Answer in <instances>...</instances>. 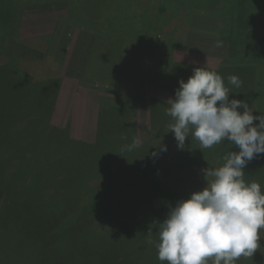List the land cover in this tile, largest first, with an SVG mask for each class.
Returning a JSON list of instances; mask_svg holds the SVG:
<instances>
[{
    "label": "rangeland",
    "instance_id": "obj_1",
    "mask_svg": "<svg viewBox=\"0 0 264 264\" xmlns=\"http://www.w3.org/2000/svg\"><path fill=\"white\" fill-rule=\"evenodd\" d=\"M178 1H181L178 3L180 6L183 2ZM193 1L191 5H199L191 10V17L196 23L205 24L192 26L190 38H182L185 39V49H177L174 58L183 64L210 66L216 70L227 57L228 43L216 36L217 29L212 21L217 16L211 17L199 10L209 9L211 0ZM156 4L157 0L105 3L102 0H0V32L4 36L7 33L11 35L6 47L15 56H28V59L41 63L34 70V76L40 79L28 78L29 74L21 63L13 66L15 74L26 77L24 80L29 82L32 79L36 89L40 88L41 81L55 80L57 75L62 77L61 89L56 91V111L51 124L68 130L69 134H56V140L66 144L58 143L50 147L45 152V159L68 156L62 163L65 168L78 153L70 144L75 141L100 142L97 148L104 150L101 157H106L93 182L83 181L82 184L76 179L66 178L65 183L58 184L59 188L68 192L83 186L85 191L89 185L93 189L92 198L83 202L87 206L81 210L84 215L81 230L79 226L66 229L55 238L54 244L64 264H167V261L158 259V223L166 218L170 207L175 206L177 201L188 199L193 192L202 191L207 186L203 169L220 167L227 153L239 151L228 141L210 149H201L199 142L191 136L186 139L184 148L179 149L174 134L167 127L172 122L166 114L169 106L163 104L153 105L150 109L152 134L156 140L132 135L124 140L128 130L114 126L107 115L106 119H98L99 106L103 112L109 110L103 100L105 94L117 100L122 97L121 93L125 94L136 102L142 100L143 107L148 98L154 97L165 103L175 98L172 93L152 86L144 88V74L141 73L139 78L130 62V49L140 43H143V48L149 47L152 54L159 55L158 50L161 49L165 51L166 38L156 25ZM98 5H105L110 13H124L122 16H128L126 24L120 27L89 18L88 11L99 10ZM147 37L156 42V46L152 44L154 49ZM175 38L177 36L173 40ZM33 64L24 63L25 67L31 68H34ZM258 71L257 103L253 114L264 115V66H259ZM84 79L89 85L85 102L75 97ZM97 81L104 84L97 88L94 85ZM50 98L51 93L48 92L45 105L49 106ZM117 100H111L110 104H118L124 110L131 107ZM143 114H147L145 108ZM134 140L139 142L138 146L128 151L126 146ZM162 145L167 147V151H160ZM122 154L120 163L114 162ZM78 157L80 154L75 158ZM244 172L245 181L259 183L264 192V154L248 162ZM120 173L126 175V179L117 176ZM30 176L35 181L40 179L39 174L31 175L21 170L4 184L0 181V199L14 193L16 187L12 181H24ZM3 206L0 200L2 216ZM39 208L32 209L40 211ZM258 243L260 246L253 256H241L246 264L264 262V229L260 231ZM5 248L6 235L0 228V264H28L19 250L9 256Z\"/></svg>",
    "mask_w": 264,
    "mask_h": 264
},
{
    "label": "trees",
    "instance_id": "obj_2",
    "mask_svg": "<svg viewBox=\"0 0 264 264\" xmlns=\"http://www.w3.org/2000/svg\"><path fill=\"white\" fill-rule=\"evenodd\" d=\"M102 1L105 3L115 0ZM182 2L179 6L181 1L178 0H157L156 25L163 33L164 39L166 38L164 52L161 49L158 50L159 55L152 54L149 47L143 48V43L130 49L132 55L130 62L132 67L136 68L135 73L139 78L141 73L144 74L143 87L147 89L152 86L175 95L181 79L186 82L193 74L194 68L206 67L221 75L225 86L230 90L229 99L247 102L254 112L257 103L255 98L258 68L264 66V0H211L209 9L199 8L202 13H209L211 17L217 16L212 21L213 27L217 29L216 36L224 38L228 43L227 57L216 70L210 66L183 64L174 58L177 49H185V39L182 38L186 36L187 39L190 38L192 26L205 24L196 23L191 17V10L199 3L191 5L193 0ZM123 14L110 13L108 7L103 5L99 6V10L91 9L87 15L91 19L103 20L106 24L111 22L122 27L128 17L122 16ZM10 36L9 33L4 36L0 32V181L4 184L21 170L22 173L39 174L40 179L35 181V178L30 176L23 179L24 181L16 183L12 181V185L16 187L14 193H8L5 198L0 199L4 203L3 216L2 212L0 213L2 217L0 228L6 235L5 251L10 256L19 250L24 262L28 264H64L63 257L54 244L55 238L60 231L81 227L84 216L81 210L87 206L83 202L92 198L93 189L89 185L85 191L83 186L68 192L59 188L58 184L65 183L66 178L76 179L82 184L83 181L93 182L106 157H101L104 150L97 148L100 144L98 141L95 144L69 141L80 157L76 159V155L73 162L65 168L62 167V163L68 156L60 159L56 156L48 161L45 159V152L50 147L58 143L66 144L64 141L56 140V134L60 132L69 134L68 130L59 129L51 124L56 111V91L61 89L62 77L57 75L54 77L55 80L41 81L40 88L36 89V83L31 82L32 79H40L34 76V70L41 63L28 59V56H15L10 48L6 47ZM174 36L177 38L173 40ZM146 40L150 42L152 48L156 46V42L151 41V38L147 37ZM25 62L26 65L29 63L36 65L33 64L34 68L25 67ZM20 63L26 74H29L28 78L31 76V82L24 80L26 77L15 74L13 66ZM231 75L239 77L242 81L241 87L236 88L229 84L228 77ZM84 80L75 97L85 102L89 85L86 83L88 80ZM101 84L104 83L97 81L94 85L99 88ZM48 92L51 93L49 106L45 105ZM120 95L121 98L114 99L131 105L129 110H124L123 107L117 106L118 104L115 106L110 104L111 100L113 102L116 100L105 94L103 100L105 105L109 106V110L103 112L99 106L98 119H106L107 115L114 126L128 130L123 136L124 140L129 135L156 140L152 134L150 109L156 104L169 107L170 105L152 97L147 99L143 107L142 100L136 102L125 94ZM143 108L147 113L145 116ZM141 113L144 117L140 115ZM122 156L124 154L117 157L114 162L120 163ZM117 176L126 179L123 173ZM119 190L123 191V188ZM33 207H40V211L32 209ZM235 264L246 262L240 257ZM261 264L264 262L261 261Z\"/></svg>",
    "mask_w": 264,
    "mask_h": 264
},
{
    "label": "clouds",
    "instance_id": "obj_3",
    "mask_svg": "<svg viewBox=\"0 0 264 264\" xmlns=\"http://www.w3.org/2000/svg\"><path fill=\"white\" fill-rule=\"evenodd\" d=\"M228 82L236 88L242 85L236 75ZM229 95L221 75L196 67L186 82L179 81L175 98L167 101L166 114L172 118L167 127L179 149L190 136L201 149L224 140L239 149L227 153L222 166L203 169L207 186L177 201L158 223V259L167 264H209L210 259L211 264H235L260 246L264 192L259 183L245 181L244 169L264 154V115H254L247 102ZM138 143L134 140L127 150ZM159 149L167 151L165 145Z\"/></svg>",
    "mask_w": 264,
    "mask_h": 264
},
{
    "label": "crops",
    "instance_id": "obj_4",
    "mask_svg": "<svg viewBox=\"0 0 264 264\" xmlns=\"http://www.w3.org/2000/svg\"><path fill=\"white\" fill-rule=\"evenodd\" d=\"M80 46V45H79Z\"/></svg>",
    "mask_w": 264,
    "mask_h": 264
}]
</instances>
